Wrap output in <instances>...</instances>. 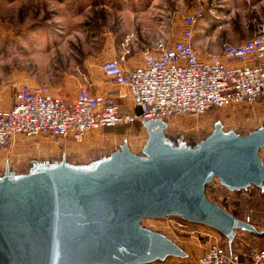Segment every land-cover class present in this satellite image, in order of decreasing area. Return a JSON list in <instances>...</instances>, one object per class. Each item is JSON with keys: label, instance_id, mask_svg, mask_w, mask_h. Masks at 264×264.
<instances>
[{"label": "water", "instance_id": "95a60500", "mask_svg": "<svg viewBox=\"0 0 264 264\" xmlns=\"http://www.w3.org/2000/svg\"><path fill=\"white\" fill-rule=\"evenodd\" d=\"M213 113L211 129L197 138L171 136L172 116L159 115L137 120L146 132L138 151L128 131L100 139L119 141L102 154L43 142L35 153L58 156H34L23 171L0 160V264L180 263L191 256L187 248L142 222L167 216L217 229L234 257L238 236L262 235L264 225L209 193L264 192V119L241 132Z\"/></svg>", "mask_w": 264, "mask_h": 264}, {"label": "rangeland", "instance_id": "374dc122", "mask_svg": "<svg viewBox=\"0 0 264 264\" xmlns=\"http://www.w3.org/2000/svg\"><path fill=\"white\" fill-rule=\"evenodd\" d=\"M234 6L235 12L229 13L228 20L231 28L226 30L225 27L218 29L219 25L227 22L226 10L230 5L224 0H0V103L9 101L13 84L21 81L33 85L45 83L54 94L72 97L79 83L105 81L100 66L104 58L112 54L109 50L114 49V55L125 52L127 64L133 65L144 51L157 47L159 43L168 44L179 39L184 28V16L194 10H202L204 19L208 13L221 12L218 19L200 21L208 25L205 37H202L199 26L198 29L194 27L198 40L206 39L211 43L220 35L246 40L253 35L256 24L264 22V0H245ZM41 14L54 18L40 25L48 29L45 35L18 33L21 28L31 30L35 24H40L30 18ZM226 43L232 42L223 44ZM215 108L218 109L217 116L223 118L225 128L241 132L264 119L261 117L264 116V101ZM213 109L202 115H174L166 130L171 136L182 132L187 139L190 136L201 137L211 129V121L216 118ZM252 115L256 116L253 120L250 118ZM139 126L140 122L136 121L128 126L105 128L97 134L91 132L81 142L46 135L19 136L8 150L0 151V160L9 157L12 168L23 171L34 156L39 159L57 157L51 151L35 153L38 151L36 147L43 142L48 146L53 143L87 145L91 146V155L102 154L117 146L119 141L105 140L101 145L100 139L109 134L121 136L128 131H131L130 146L138 151L146 138V132L144 129L140 131ZM209 196L220 201L236 216L242 218L249 214L252 222L264 225V192L259 188L255 187L249 195L230 194L217 188ZM175 220L183 219L176 216L145 217L142 222L165 232L187 248L191 256L179 264H194L195 253L208 244L207 239L197 235L199 231H214L222 239L217 229L198 222L184 220L187 227L176 229ZM191 228L195 231L191 232ZM248 236L245 242L250 245H264L261 237L248 234L246 238Z\"/></svg>", "mask_w": 264, "mask_h": 264}, {"label": "built area", "instance_id": "2783aa9c", "mask_svg": "<svg viewBox=\"0 0 264 264\" xmlns=\"http://www.w3.org/2000/svg\"><path fill=\"white\" fill-rule=\"evenodd\" d=\"M202 17V10L187 13L180 38L144 51L135 66H128L125 52L102 61V72L124 86L133 103L125 111L119 110L114 94L92 92L88 83L78 85L72 100L54 94L45 83H14L9 105H0V151L19 136L81 142L95 129L129 125L139 118L202 115L215 107L264 101V22L239 44L202 51L193 45L194 27ZM242 218L251 221L249 214ZM187 225L174 221L176 229ZM197 235L208 244L194 264H264V245H250L238 236V250L230 257L214 231Z\"/></svg>", "mask_w": 264, "mask_h": 264}, {"label": "crops", "instance_id": "0c3cea01", "mask_svg": "<svg viewBox=\"0 0 264 264\" xmlns=\"http://www.w3.org/2000/svg\"><path fill=\"white\" fill-rule=\"evenodd\" d=\"M220 1H223V0H220ZM244 2L245 0H224V2H226L228 5H230V7H227V13H226V16H227V19H226V23L225 24H223V25H219L218 26V29H222V28H224V29H226V30H228L229 28H231V24H229V21L228 20H230L229 19V16H230V14L229 13H234L235 12V3H239V2ZM247 1V0H246ZM202 3H204L203 1H201ZM200 2V3H201ZM205 5V4H204ZM221 13V12H220ZM220 13H216L215 14V12H212V14H207V17L204 19V17L201 19V20H204V21H210V20H212V19H218V18H220L219 16H221L220 15ZM42 14H43V12H42ZM42 14L41 15H38V16H35V17H33V18H30L31 20H33V21H35V22H38V23H40V24H38V25H34L35 27H32L31 28V30L30 29H28L27 27H25L24 29H20V31L18 32L19 34H21V35H30V36H43V35H45L47 32H48V29L47 28H45V27H43V26H40V25H43L44 23H43V21H51V20H53L54 18H52V17H44V16H42ZM200 20V21H201ZM200 21L197 23V29L200 27V30H201V34H202V37H205L204 36V34L206 33L205 32V30L206 29H208V25H205L206 23L204 22V21H202V23H200ZM258 24V23H257ZM257 24H256V26H255V28H254V32H255V30H256V27H257ZM195 26V27H196ZM199 26V27H198ZM254 32H253V34H254ZM248 34V33H247ZM246 34V35H247ZM253 36V35H252ZM251 36V37H252ZM218 38H217V40L215 41V42H212L211 41V43H210V41H208V40H206V39H203V40H198L197 38H196V35L194 34V37H193V45H194V47H196V48H198V49H200V50H202V51H207V50H209V49H218V48H220L221 46H222V44L223 43H225V42H228V43H230V42H232V43H234V44H239V43H241V42H243L244 40L243 39H241V38H239V39H232V38H229L228 36H226V35H220V36H217ZM29 38V37H28ZM206 38L207 39H210V36H209V34H206ZM170 43V42H169ZM231 43V44H232ZM210 47H215V48H210ZM109 52H111L112 54L110 55V56H108V57H106V58H109V57H111L112 55L114 56V54L116 53V51L114 50V49H112V50H109ZM106 58H104V59H106ZM141 62V56H140V59H139V61L137 62V63H135V64H133V65H128V66H135V65H137L138 63H140ZM101 67V66H100ZM101 76H102V78H104L105 79V81H99V82H96V81H92V80H88V84H89V86H90V90L92 91V92H96V93H105V94H108L109 92H111L112 94H114L113 96H114V102L115 103H117V105H118V107H119V110L120 111H125V110H127V109H129V108H132L133 107V103H132V101H131V99H130V97L128 96V94H127V92H126V88L124 87V86H120L119 84H117V83H115V81L113 80V79H111V78H108L103 72H102V70H101ZM80 84V83H79ZM78 84V85H79ZM78 85H77V87H78ZM77 87H76V89H75V94H76V90H77ZM118 91H122L123 93L121 94V93H119ZM75 94L72 96V97H64V98H66V99H68V100H72L74 97H75ZM60 96V95H59ZM10 101V100H9ZM9 101L8 102H6V103H0V105H2V106H7V105H9ZM110 127H113V126H110ZM105 128H109V127H104V128H99V129H95V130H93L92 131V133H94V134H97V133H99V132H97V131H99V130H103V129H105ZM91 133V134H92ZM66 140H68V139H66ZM69 140H71V139H69ZM71 141H73V140H71ZM264 158V157H263ZM228 208V207H227ZM255 223L256 224H258V221H255ZM259 225H261V224H259ZM263 226V225H262ZM240 236V235H239ZM254 236V235H253ZM256 236V235H255ZM219 237H222V239L220 238V240L221 241H223V236H222V234H220L219 235ZM243 237V236H242ZM259 237H261L262 239H263V241H264V234H262V235H259ZM244 239L245 240H248L249 239V236H248V238H246V237H244ZM204 248V247H203ZM202 248V249H203ZM202 249H201V251H202ZM201 251L199 252V253H201ZM199 253H195V255L197 256ZM172 263H174V264H179V262H172Z\"/></svg>", "mask_w": 264, "mask_h": 264}, {"label": "trees", "instance_id": "16d2710c", "mask_svg": "<svg viewBox=\"0 0 264 264\" xmlns=\"http://www.w3.org/2000/svg\"><path fill=\"white\" fill-rule=\"evenodd\" d=\"M130 125V124H129ZM116 126H121V127H123V126H128V125H126V124H121V125H116ZM116 126H113V127H116Z\"/></svg>", "mask_w": 264, "mask_h": 264}]
</instances>
